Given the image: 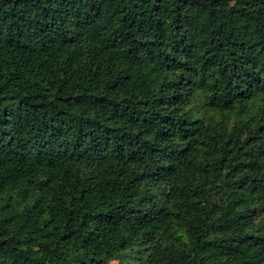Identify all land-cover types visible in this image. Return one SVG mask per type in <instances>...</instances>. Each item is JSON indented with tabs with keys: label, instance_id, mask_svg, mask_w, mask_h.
<instances>
[{
	"label": "trees",
	"instance_id": "obj_1",
	"mask_svg": "<svg viewBox=\"0 0 264 264\" xmlns=\"http://www.w3.org/2000/svg\"><path fill=\"white\" fill-rule=\"evenodd\" d=\"M264 264V0H0V264Z\"/></svg>",
	"mask_w": 264,
	"mask_h": 264
},
{
	"label": "rangeland",
	"instance_id": "obj_2",
	"mask_svg": "<svg viewBox=\"0 0 264 264\" xmlns=\"http://www.w3.org/2000/svg\"><path fill=\"white\" fill-rule=\"evenodd\" d=\"M113 264H115V263H113Z\"/></svg>",
	"mask_w": 264,
	"mask_h": 264
}]
</instances>
